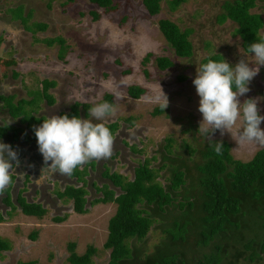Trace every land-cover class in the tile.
Instances as JSON below:
<instances>
[{"label":"rangeland","instance_id":"1","mask_svg":"<svg viewBox=\"0 0 264 264\" xmlns=\"http://www.w3.org/2000/svg\"><path fill=\"white\" fill-rule=\"evenodd\" d=\"M168 1L161 0L158 14L149 16L140 0H114V9L110 12H104L86 0H75L69 4L63 0H0V19L7 25V22H11L10 27L13 29V34L2 31L0 34V62L5 64L0 68V94L7 95L6 98L12 97L13 103L20 99L27 101L38 96L34 92L40 88V80L53 81L54 86L48 90L53 104L47 106L40 99L37 111L31 113L32 117L43 119L51 115H68L74 103L86 104L91 108L102 102L106 94L111 96V102L118 105L116 115L103 121L106 125L117 124L113 133V155L110 159L94 160L95 169L87 171V203L99 196L91 184L99 187L105 183L116 194L119 193L118 189L101 179L100 172L104 168L108 173L121 176L123 181H130L136 165L148 159V166L156 177L155 182L164 185L171 166L169 161L161 157L167 139L170 140L169 155L174 161L182 159L185 164L192 165L197 159V150L209 144L205 136L198 132L203 117L198 111L200 98L192 83L202 60L217 55L234 66L245 57L255 65L254 54H246L241 49L240 40L234 33L235 24L229 20L222 24L216 22L217 16L223 12L221 5L230 0H186L174 11L168 9ZM92 12L97 15L96 20L92 19ZM250 13L261 17L263 23L258 34L264 41V2L257 0ZM159 19L169 20L180 31H191L188 40L192 54L189 58L174 56L157 29ZM38 24L46 28L34 31ZM52 38L63 41L62 58L58 57L56 43L46 45L45 41ZM146 54L150 57L146 63H142ZM156 57L168 58L173 63L172 67L159 71L154 61ZM12 71L17 73L16 78L12 77ZM158 83L169 98V106L164 111L161 109L159 115L153 116L151 112L159 105L146 102L145 97L159 92ZM131 85L144 89L138 99L127 96L126 89ZM249 87L250 91L239 98L241 103L245 99H258L260 115H264V66H260L258 75ZM117 96L123 99L117 101ZM87 112L84 116L77 106L76 116L92 119L87 116ZM0 116L9 118L5 111H0ZM126 118H132L131 123H127ZM10 119L13 120L10 126L17 129L16 134L21 138L14 141V145L20 151L24 149L22 154L18 153V157L23 159L25 156L26 161L24 165L20 163V172L14 176L16 180L11 186V198L19 191L26 201L40 204L46 213L36 219L22 215L15 204L13 210L4 209L0 238L8 241L9 250L0 253V264L28 261H35L36 264H68L65 260L68 242L75 243L74 251L77 254H81L87 245L93 246L96 253L91 257L90 264H104L108 259V251L102 249V243L106 235L107 219L113 214L115 205L107 203L87 206V213L78 215L71 210L70 201L56 199L54 192L57 189L65 185H76V182L60 174L44 176L38 180L41 171L37 173L36 168L37 164L41 165L43 157L38 150L37 140L31 136L35 137L33 126L40 125L31 123V128H28L25 123L18 122L17 118ZM1 122L4 121H0V126L3 125ZM242 126V120H238L230 130L231 133L225 131L221 136L217 130L210 140L212 143L227 142L231 157L246 162L264 147L238 144L237 133ZM261 128L264 129V122ZM30 141L36 146L32 152L29 150L32 146ZM0 142L8 144L4 138ZM189 149L194 152L190 154ZM31 154L33 157L37 155L32 164L26 156L31 157ZM27 168L34 175L29 181L30 185L22 182ZM0 209H3L1 205ZM7 212L9 214L6 215ZM177 214V210L172 212V215ZM54 216L66 218L64 222L55 223L52 220ZM33 231L37 232L35 240L28 237ZM243 235L247 236L248 233L243 232ZM194 240L195 235L189 236V246L178 249V253H182L181 264H196L202 254L211 250V244L197 247ZM132 243L138 251L150 255L155 248L163 249L169 241L158 224H154L141 242ZM233 246L230 244L227 248L229 254ZM245 256L241 255L237 264H264V255L254 261L247 260ZM229 260L225 257L221 263L234 264V261L228 263Z\"/></svg>","mask_w":264,"mask_h":264},{"label":"trees","instance_id":"2","mask_svg":"<svg viewBox=\"0 0 264 264\" xmlns=\"http://www.w3.org/2000/svg\"><path fill=\"white\" fill-rule=\"evenodd\" d=\"M74 1L63 0L66 4ZM86 1L104 12L114 9L112 5L114 0ZM160 1L140 0L149 16L158 14ZM185 1L169 0L168 9L174 11ZM256 1H224L221 5L223 12L216 18L218 24L226 20L235 24L234 33L240 40L242 51L246 54H251L247 49L252 43L263 41L258 34L263 21L258 14L250 13ZM91 16L93 20L97 19L95 13L92 12ZM44 27L45 25L38 24L34 31H43ZM22 29L26 30L23 26ZM157 29L174 56L182 59L191 56L192 46L188 40L190 30L180 31L174 23L166 19L157 21ZM45 43L47 46L56 43L58 57L62 58L64 49L61 39L52 38ZM149 57V54L144 55L142 63H146ZM210 59L221 60L219 56L214 55L202 60L201 64L207 63ZM154 61L159 71H165L173 65L166 57H156ZM4 66L5 64L0 62V68ZM12 77L16 78L17 73L12 71ZM53 86L54 82L51 80H40V88L34 92L38 96L29 98L27 101L20 99L13 103L12 97H0V111H5L9 118H17L18 122L25 123L28 128H31V123L42 124L44 119L34 118L31 113L37 111L40 99L44 100L47 106L53 104L54 101L48 94V90ZM143 93V88L134 85L126 89V94L131 99H138ZM103 101L112 103L111 96L103 95ZM77 106L80 107L84 116L90 108L86 104L74 103L68 112L70 118L76 116ZM161 111V108L157 107L151 113L155 116ZM125 121L131 123L132 118H126ZM106 126L112 134L117 128L116 123ZM16 133V128L0 126V137H4L8 142L19 139ZM32 139L35 140L36 137L32 136ZM222 142L224 146L222 155H217L214 152L215 145L209 143L197 150V161L187 165L182 159L174 161L169 155L170 140L167 139L163 146L165 152L161 154V157L169 161L171 166L164 185L155 182L156 177L148 166V159H143L136 165L132 170L130 181H123L121 176L108 173V170L104 168L100 172L101 179L109 182L113 188L119 190V193L116 194L107 184H100L99 187L91 184V188L99 193V196L87 203L85 190L87 183L84 177L87 175V166H93L90 162L74 170L71 176L65 175L69 179H75L80 186L65 185L56 192L53 190L54 196L62 202L70 201L71 210L78 215L87 213V206L107 203L115 205L113 214L107 219L106 235L102 243V249L108 251V259L104 264H181L182 253H178V249L189 246L187 239L191 235H195L194 244L197 247L212 245L211 250L202 254L196 264H222L225 257L230 258L228 263L234 261V264H237V259L241 255H246L244 258L249 261L259 260L261 255H264V149L257 150L248 161L240 162L231 157L229 144ZM193 152L189 149L190 154ZM9 188L10 186L5 190L6 196L2 201L10 207L9 210H13L14 206L8 195ZM13 202L24 216L40 219L46 213L40 204L26 202L20 192L14 196ZM175 210L178 214L172 215ZM65 218L66 216H54L52 220L55 223H61ZM0 222H2L1 216ZM154 224H158L169 243L165 244L163 249L155 248L153 253L147 255L141 250L138 251L132 241L141 242ZM243 232H247L248 235L244 236ZM36 235L37 232L33 231L28 237L35 240ZM230 244L234 245L231 254L227 249ZM74 248L75 243H66L65 260L68 264L91 263V257L96 253L93 246L87 245L81 254L75 253ZM8 250V241L0 238V253ZM19 264H36V262L28 261Z\"/></svg>","mask_w":264,"mask_h":264},{"label":"clouds","instance_id":"3","mask_svg":"<svg viewBox=\"0 0 264 264\" xmlns=\"http://www.w3.org/2000/svg\"><path fill=\"white\" fill-rule=\"evenodd\" d=\"M247 51L254 54L255 65L245 57L234 66L225 59H210L197 67L192 81L200 98L198 111L203 117L198 132L215 145L214 152L217 155H222L223 142L212 143L211 135L217 130L221 136L225 131L231 133L238 120H242L243 126L237 133L236 142L264 147V129L261 128L264 115H260L258 99H245L243 103L239 99L250 91L251 81L258 75L260 66H264V41L252 43ZM158 87L159 92L147 95L145 100L159 105L164 111L169 106V98L159 83ZM122 99L117 96V101ZM117 107L115 102L103 101L88 109L87 116L92 119L77 116L69 118L67 114L51 115L40 126H33L44 163L37 179L56 174L71 176L74 170L93 160L110 159L115 138L103 121L115 116ZM0 121H4L5 128L13 123L5 116H0ZM19 165L18 153L11 145L0 142V196L12 184L13 167Z\"/></svg>","mask_w":264,"mask_h":264},{"label":"flooded vegetation","instance_id":"4","mask_svg":"<svg viewBox=\"0 0 264 264\" xmlns=\"http://www.w3.org/2000/svg\"><path fill=\"white\" fill-rule=\"evenodd\" d=\"M0 89H2V85H0ZM0 97H8L7 95H3V94H0ZM2 123L3 122H1V125H2ZM38 125H41V124H38ZM10 128H14L13 126H10ZM3 138L4 137H0V140L2 139L3 140ZM31 138H32V136H31ZM5 139V138H4ZM19 139H21V138H19ZM19 139H17L15 142H17ZM6 140V139H5ZM36 140V139H35ZM7 141V140H6ZM24 141V140H23ZM7 143H8V145H11L12 146V148H13V150H15L17 153H21L22 154V151H24V149L22 150V151H20L19 150V148H16V146L14 145V142H8L7 141ZM25 143V142H24ZM30 143H31V147L29 148V150H31V152L33 151V150H35V148H36V146L34 145V143L32 142V141H30ZM24 156V155H23ZM27 156V159L29 160V161H31V164H32V162H33V160L35 159H37V155L35 154V157H33V155L31 154V157L30 156H28V155H26ZM19 161H20V163H22L23 165L25 164V156H24V158L23 159H19ZM43 161H41V165L40 164H37V168H36V172L37 173H39L40 171H41V169H42V167L44 166V163H42ZM14 163V162H13ZM92 163H93V166L92 167H90V166H87V168H86V170L88 171V170H94L95 169V163H94V160L92 161ZM87 164H89V163H87ZM39 167V168H38ZM18 168L19 167H13V169H12V172H11V176L13 177V180H12V184H13V182L16 180V177H14L16 174H18L20 171L18 170ZM26 172H24V176H23V181L22 182H24V184L25 185H30V182L29 181H31V179L34 177V175L31 173L32 171L30 170V169H28L27 168V170H25ZM35 171V170H34ZM35 172V173H36ZM65 176V175H64ZM86 177H87V175L84 177V179H85V183H86ZM71 180H73L74 182H75V179H71ZM104 180V179H103ZM54 181V180H53ZM12 184L10 185V188H9V191H8V195H9V198H10V202H11V204L12 205H14L15 203L13 202V199H14V197L13 198H11L12 196H11V193H12ZM43 184H46L45 182H43ZM52 184V183H51ZM51 184H49L50 186H51ZM102 184H105V183H102ZM32 185V184H31ZM80 186V184L78 183H76V186ZM86 188V187H85ZM19 191H17L16 193H15V195L18 193ZM20 195L22 196V193H20ZM6 196V193H4L3 194V196H0V205L3 207V209H0V216H1V218H2V216H3V211H4V209H6V208H10V207H8V206H6L5 204H4V202L2 201V199H3V197H5ZM23 198H24V196H22ZM25 199V198H24ZM26 202H28V201H26ZM17 207V206H16ZM18 208V207H17ZM19 209V208H18ZM2 211V212H1ZM19 212H20V210H19ZM8 213V212H7ZM2 222H0V224H1Z\"/></svg>","mask_w":264,"mask_h":264},{"label":"crops","instance_id":"5","mask_svg":"<svg viewBox=\"0 0 264 264\" xmlns=\"http://www.w3.org/2000/svg\"><path fill=\"white\" fill-rule=\"evenodd\" d=\"M4 20L0 19V34H1V31L4 32V33H8V34H13L12 32V28L10 27L11 25V22H7L9 25H7L6 23L2 22Z\"/></svg>","mask_w":264,"mask_h":264}]
</instances>
